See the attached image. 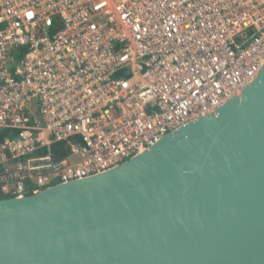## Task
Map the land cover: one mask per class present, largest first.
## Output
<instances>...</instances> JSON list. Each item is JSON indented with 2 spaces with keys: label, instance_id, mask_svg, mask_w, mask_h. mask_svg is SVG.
<instances>
[{
  "label": "built area",
  "instance_id": "1",
  "mask_svg": "<svg viewBox=\"0 0 264 264\" xmlns=\"http://www.w3.org/2000/svg\"><path fill=\"white\" fill-rule=\"evenodd\" d=\"M263 61L264 0H0V191L122 164Z\"/></svg>",
  "mask_w": 264,
  "mask_h": 264
},
{
  "label": "water",
  "instance_id": "2",
  "mask_svg": "<svg viewBox=\"0 0 264 264\" xmlns=\"http://www.w3.org/2000/svg\"><path fill=\"white\" fill-rule=\"evenodd\" d=\"M0 264H264V61L122 164L0 200Z\"/></svg>",
  "mask_w": 264,
  "mask_h": 264
},
{
  "label": "trees",
  "instance_id": "3",
  "mask_svg": "<svg viewBox=\"0 0 264 264\" xmlns=\"http://www.w3.org/2000/svg\"><path fill=\"white\" fill-rule=\"evenodd\" d=\"M53 150H54V157H55L56 159H61V158H64L65 156L68 155V153H66V151H62L61 146H59V145H55L54 148H53ZM57 151H59L58 154L55 153V152H57ZM30 195H32V192H28V193L26 194V196H30ZM13 197H14V196H12V195H3V194L1 193V191H0V200L7 199V198H13Z\"/></svg>",
  "mask_w": 264,
  "mask_h": 264
}]
</instances>
